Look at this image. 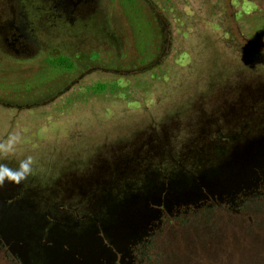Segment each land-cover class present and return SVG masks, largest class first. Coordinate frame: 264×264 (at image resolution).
<instances>
[{
	"label": "rangeland",
	"instance_id": "obj_1",
	"mask_svg": "<svg viewBox=\"0 0 264 264\" xmlns=\"http://www.w3.org/2000/svg\"><path fill=\"white\" fill-rule=\"evenodd\" d=\"M84 1L86 11L80 5L71 17L61 9L56 20L63 31L77 22L79 39L42 47L30 39L34 45L23 49L19 36L12 45L4 36L15 37L24 16L17 2L0 0V166L16 172L32 157L25 180L0 185V234L22 264H132V244L154 218L149 201L173 206L199 190L197 178L177 191L180 170L203 153L171 150L172 128L194 101L214 108L213 94L232 88L208 86L212 77L231 76L243 94L255 80L261 90L264 80L263 4ZM44 47L70 55L73 68L36 60ZM228 104L220 110L226 122L234 118L224 112H232ZM259 133L246 134L251 140L233 153L255 162L264 148ZM186 152L195 155L184 163ZM139 183L150 187L146 194H133Z\"/></svg>",
	"mask_w": 264,
	"mask_h": 264
},
{
	"label": "trees",
	"instance_id": "obj_2",
	"mask_svg": "<svg viewBox=\"0 0 264 264\" xmlns=\"http://www.w3.org/2000/svg\"><path fill=\"white\" fill-rule=\"evenodd\" d=\"M14 1L17 2L16 7L24 18L23 24L13 26L11 34L15 37L21 36L19 38L24 45L30 39L40 42V44L36 42L39 47L50 45L55 40L61 45L62 37L78 38L83 33L82 29L78 30L77 26H73L77 22L74 24L71 22L63 31L56 20L57 15L62 12L61 9L67 8L73 17L76 10L86 11L89 2ZM142 1L145 6H151L148 0ZM253 1L264 5V0ZM49 50L45 47L39 50L35 59L46 60L53 67L73 68L70 55L63 51L56 54ZM258 72L263 73L261 76L264 77V70ZM247 76L254 75L247 73ZM222 78L225 81L221 80ZM234 80L228 75L212 77L208 86L223 81L224 84L227 82L233 84L232 88H228L226 94L225 91L223 94L212 93L220 100L209 103L215 110L206 103L201 104L204 107H200L201 100L194 101L188 109L184 108L186 113L181 123L172 128L171 150L192 153L199 150L203 153L196 157V161L191 162L194 166H191L187 173L180 170L182 179L177 183V191L182 190L185 182L193 183L197 178L199 190L193 197L190 193L189 198L182 197L177 202L172 201L173 206H170V203L155 205L149 201L147 211L153 212L154 218L149 219V226L141 233L140 239L132 244V264H264V148L253 163H249V160L244 161L233 153L236 146L245 145L251 140L246 138L249 136L246 134L250 132L251 135L258 129L259 138L262 140L260 142L264 144V128H259L264 122V80L262 84L260 82L261 90L259 82L255 80L251 82L253 85L251 84L250 91L245 94L237 90L239 88ZM229 102L231 103L228 104ZM224 104L229 106L232 104V112L227 106L224 111L228 115L233 114L234 118L229 122L223 120L224 115L222 116L220 112ZM238 104L241 106H237ZM244 108L246 109L243 110ZM156 129L155 127L151 129L154 131V138L160 142L162 139L168 148L169 145ZM192 156L187 152L180 155L184 163ZM221 170L223 174H220ZM200 177H203V180ZM210 180H215L212 182L214 185L210 189L205 188V183ZM221 184L224 186L219 187ZM161 186L160 189L166 187ZM191 188L193 187L190 186L183 193L194 190ZM149 189L145 183H139L133 186V194H146ZM119 202L120 206L126 205L121 199ZM10 252L5 248L0 249V264H15ZM119 263L121 260L117 259L116 264Z\"/></svg>",
	"mask_w": 264,
	"mask_h": 264
},
{
	"label": "clouds",
	"instance_id": "obj_3",
	"mask_svg": "<svg viewBox=\"0 0 264 264\" xmlns=\"http://www.w3.org/2000/svg\"><path fill=\"white\" fill-rule=\"evenodd\" d=\"M32 164V157H28L25 163H22L20 170L13 172L11 169L0 166V185H3L5 180L12 182L14 184H19L22 180L27 178V175L31 173L32 169L30 165Z\"/></svg>",
	"mask_w": 264,
	"mask_h": 264
},
{
	"label": "flooded vegetation",
	"instance_id": "obj_4",
	"mask_svg": "<svg viewBox=\"0 0 264 264\" xmlns=\"http://www.w3.org/2000/svg\"><path fill=\"white\" fill-rule=\"evenodd\" d=\"M43 0H41V2H42ZM43 3V2H42ZM64 9V8H63ZM49 16H50V14H49ZM97 22V21H96ZM19 37H21V36H19ZM4 38H5V41H9L8 43H9V45L11 44H16V43H20L19 42V40H18V38H16V37H10V36H4ZM35 44H36V46H38V44H40V42H37V40L36 39H34V40H32ZM38 44H37V43ZM30 43H32V42H30ZM30 43H27V45H25L24 47L22 46V44H21V46H22V48L23 49H26L27 48V46H29V44ZM33 44V43H32ZM23 45H24V43H23ZM34 45V44H33ZM33 45H32V47H33ZM20 46V47H21ZM39 47V46H38ZM41 47V46H40ZM22 49V50H23ZM17 241H19L18 239H16ZM10 240H8L7 239V237L3 234V235H1L0 234V249H3V248H5L6 249V251H8V252H10V250H9V248H7V247H9L8 245H10V242H9ZM8 243V244H7ZM13 245V243H11V245H10V248H11V246ZM11 253V252H10ZM12 255H13V257H14V260H15V264H22V262L20 261V256L18 255V254H14V253H11ZM20 257V258H19ZM101 264H113L114 262H105V263H103V262H100Z\"/></svg>",
	"mask_w": 264,
	"mask_h": 264
}]
</instances>
